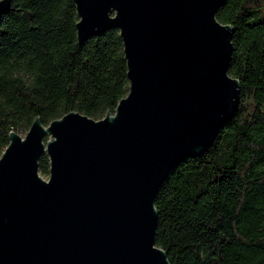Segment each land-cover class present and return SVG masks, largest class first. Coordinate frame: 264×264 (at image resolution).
Returning <instances> with one entry per match:
<instances>
[{"label":"water","instance_id":"95a60500","mask_svg":"<svg viewBox=\"0 0 264 264\" xmlns=\"http://www.w3.org/2000/svg\"><path fill=\"white\" fill-rule=\"evenodd\" d=\"M80 44L118 30L130 92L101 120L72 112L0 159V264H171L156 245L157 195L236 116L226 0H74ZM11 0H0V21ZM49 138L47 142L45 139ZM47 154L50 177L39 161Z\"/></svg>","mask_w":264,"mask_h":264},{"label":"trees","instance_id":"16d2710c","mask_svg":"<svg viewBox=\"0 0 264 264\" xmlns=\"http://www.w3.org/2000/svg\"><path fill=\"white\" fill-rule=\"evenodd\" d=\"M217 19L234 30L239 110L161 187L156 245L171 264H264V0H226ZM78 22L74 0H11L0 21V159L11 133L37 118L45 127L72 112L101 120L128 96L120 32L80 44ZM50 169L44 154L39 173Z\"/></svg>","mask_w":264,"mask_h":264},{"label":"rangeland","instance_id":"374dc122","mask_svg":"<svg viewBox=\"0 0 264 264\" xmlns=\"http://www.w3.org/2000/svg\"><path fill=\"white\" fill-rule=\"evenodd\" d=\"M23 138H25L26 137V135H27V133H22V134H20ZM41 176V175H40ZM42 177V176H41ZM43 178V177H42ZM43 179H45V180H48L49 178H43Z\"/></svg>","mask_w":264,"mask_h":264}]
</instances>
